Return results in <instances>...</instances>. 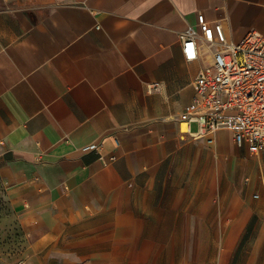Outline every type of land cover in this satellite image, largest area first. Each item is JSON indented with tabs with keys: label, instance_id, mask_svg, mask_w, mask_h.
<instances>
[{
	"label": "crops",
	"instance_id": "1",
	"mask_svg": "<svg viewBox=\"0 0 264 264\" xmlns=\"http://www.w3.org/2000/svg\"><path fill=\"white\" fill-rule=\"evenodd\" d=\"M199 14L233 42L264 35V0H0V182L27 237L17 264H201L236 258L235 239L245 264H264V163L245 221L241 204L231 221L227 205L219 220L209 203L198 212L210 186L178 178L231 140L208 143L179 117L217 50ZM201 213L205 237L183 238Z\"/></svg>",
	"mask_w": 264,
	"mask_h": 264
},
{
	"label": "built area",
	"instance_id": "2",
	"mask_svg": "<svg viewBox=\"0 0 264 264\" xmlns=\"http://www.w3.org/2000/svg\"><path fill=\"white\" fill-rule=\"evenodd\" d=\"M197 25L201 39L217 50L213 64L193 80L194 96L179 117L183 122H196L197 137L208 143L218 132L228 131L236 148L260 160L264 156V35L249 32L241 40L230 41L222 25L207 23L203 14L197 16ZM195 38L191 28L179 36L186 62L197 58ZM95 148L94 143L85 147Z\"/></svg>",
	"mask_w": 264,
	"mask_h": 264
},
{
	"label": "rangeland",
	"instance_id": "3",
	"mask_svg": "<svg viewBox=\"0 0 264 264\" xmlns=\"http://www.w3.org/2000/svg\"><path fill=\"white\" fill-rule=\"evenodd\" d=\"M196 128L197 125L192 124L191 129L195 130ZM206 146L209 152L207 164L205 162L204 166L195 164L192 174H180L178 178L183 181L181 188L187 187L191 189L194 187L202 189L204 185L210 186V195L206 197L196 196L193 200H195L196 207H198V212L200 205L208 203L211 205L210 207L213 210L212 220L220 219L219 206L221 204L223 206L227 205L229 221L236 218L239 204L246 209L243 211L245 214L242 213L241 218L244 221L249 219L251 208H253L252 205L261 198V196L259 197V188L261 186L260 166L264 163V156L260 160L255 156H249L244 149H239L232 145L229 137H226L222 146H211L208 144ZM203 167L205 168L203 174L208 172L205 178L201 177V168ZM255 194L259 198H255ZM202 216L203 213L198 214L197 223L199 227L196 229V234L195 229H182L180 233L183 238L205 237L206 230L201 228L205 226V222H200ZM215 235L218 234L216 233ZM26 238L21 228H19L18 214L15 213L12 202L7 197L5 187L0 182V264H17L21 261L22 252L27 244ZM236 238L238 239L239 237L236 236ZM236 241L235 239L231 243L230 251L232 255L236 254V258L232 260L227 258L225 260H206L201 261V264H245L247 259L240 257L245 252H234V249L238 248V242ZM194 247L184 246V249H188L190 253L191 248ZM200 247L208 248L207 250L203 249L202 252L206 251L207 254H212L213 247L211 245H200ZM219 249L220 246L214 245L216 255Z\"/></svg>",
	"mask_w": 264,
	"mask_h": 264
},
{
	"label": "bare ground",
	"instance_id": "4",
	"mask_svg": "<svg viewBox=\"0 0 264 264\" xmlns=\"http://www.w3.org/2000/svg\"><path fill=\"white\" fill-rule=\"evenodd\" d=\"M181 130H182L183 132L186 131V126H185V124L182 125Z\"/></svg>",
	"mask_w": 264,
	"mask_h": 264
}]
</instances>
